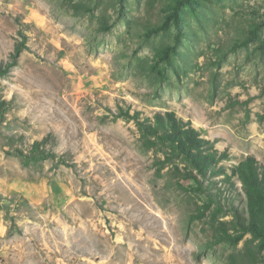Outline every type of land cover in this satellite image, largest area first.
<instances>
[{"label": "rangeland", "instance_id": "374dc122", "mask_svg": "<svg viewBox=\"0 0 264 264\" xmlns=\"http://www.w3.org/2000/svg\"><path fill=\"white\" fill-rule=\"evenodd\" d=\"M16 49L0 264H264L231 174L264 167V0H0V67ZM167 113L210 143L212 173L137 125Z\"/></svg>", "mask_w": 264, "mask_h": 264}, {"label": "trees", "instance_id": "16d2710c", "mask_svg": "<svg viewBox=\"0 0 264 264\" xmlns=\"http://www.w3.org/2000/svg\"><path fill=\"white\" fill-rule=\"evenodd\" d=\"M165 28L166 24H163L153 32ZM18 56V49H16V53L12 56L13 62L0 67V77H5L10 69L17 65ZM124 117L134 119L127 113L124 114ZM137 125L144 135H150L156 142L173 147L198 175L204 177L207 172L214 171L218 159L211 151L210 143L202 139L190 124L182 122L173 113H167L163 118H156L154 126H147L146 123L139 121H137ZM46 157L54 158L55 156ZM231 174L240 181L245 195L246 216L241 218L238 213L234 212L242 234L250 233L254 238L264 243V167L249 157L234 167ZM198 188L201 190L202 185L199 184ZM221 210L216 208L218 213ZM240 237L229 236L228 241H233L235 244Z\"/></svg>", "mask_w": 264, "mask_h": 264}]
</instances>
